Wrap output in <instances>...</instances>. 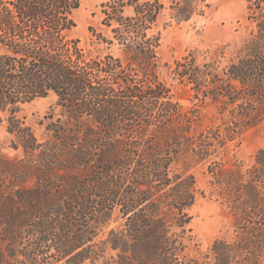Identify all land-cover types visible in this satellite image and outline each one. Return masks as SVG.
<instances>
[{
    "label": "trees",
    "instance_id": "16d2710c",
    "mask_svg": "<svg viewBox=\"0 0 264 264\" xmlns=\"http://www.w3.org/2000/svg\"><path fill=\"white\" fill-rule=\"evenodd\" d=\"M101 0L100 27L73 35L80 0H0V125L20 155L0 153V264H264V144L251 163L225 160L264 127V0H245L238 44L191 48L160 77V19L204 16L210 0ZM210 99L221 125L172 97ZM53 94L59 117L38 139L19 114ZM208 195L231 237L197 255L188 210Z\"/></svg>",
    "mask_w": 264,
    "mask_h": 264
},
{
    "label": "rangeland",
    "instance_id": "374dc122",
    "mask_svg": "<svg viewBox=\"0 0 264 264\" xmlns=\"http://www.w3.org/2000/svg\"><path fill=\"white\" fill-rule=\"evenodd\" d=\"M166 6L168 0H160ZM101 0H80L79 7L73 17L76 27L73 35L80 38L84 44L90 37V26L100 27L101 14L99 3ZM211 6L204 16H195L189 21L176 23L171 21L169 9L166 8L160 19L162 29L159 56L161 61L160 77L171 83L166 63H171L176 57L191 48H205L218 44H238L246 36V3L245 0H210ZM172 97L183 108H195L199 112L196 130L209 126L221 125V118L216 105L210 99H200L193 96V92L180 85L171 86ZM56 98L50 94L38 98L22 106L19 114L24 117L38 139H46V117L53 113L54 119L59 117V108L55 105ZM14 136L5 129V123L0 125V153L7 157L20 155V151L12 147ZM264 144V127L245 129L237 146L229 149L225 156L228 162L238 159L244 163H251L255 151ZM197 186L205 194H199L188 212L191 215L192 235L188 247L190 255H197L204 251L209 244L219 237L229 238L232 235V217L224 205L215 197L208 195L207 176L204 168L195 171Z\"/></svg>",
    "mask_w": 264,
    "mask_h": 264
}]
</instances>
